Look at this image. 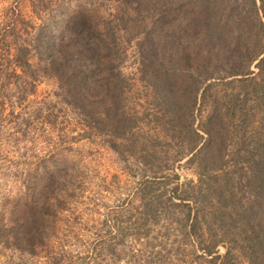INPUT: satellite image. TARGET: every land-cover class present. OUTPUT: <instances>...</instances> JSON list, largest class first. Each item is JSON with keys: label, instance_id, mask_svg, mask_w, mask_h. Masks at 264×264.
Segmentation results:
<instances>
[{"label": "trees", "instance_id": "obj_1", "mask_svg": "<svg viewBox=\"0 0 264 264\" xmlns=\"http://www.w3.org/2000/svg\"><path fill=\"white\" fill-rule=\"evenodd\" d=\"M46 1L34 0V6L48 14ZM108 1L114 3L112 12L98 15L79 6L55 32L42 19L19 33V11L9 8L0 20V78L13 77L18 102L40 75L54 78V93L112 139L132 131L137 118L147 117L156 136L177 143L176 160L188 155L185 162L195 167L200 180L189 190L171 186L176 200L170 202L183 211L181 227L186 225L199 243L201 230L212 235V220L201 223L198 216V205L212 199L218 227L227 216L241 232L226 239L213 235L200 244L207 261L238 264L237 253L246 264H264V0ZM136 18L141 21L137 66L129 76L119 68L123 55L117 31ZM32 51L34 63L29 61ZM138 94L144 101L138 102L140 110L125 107V99ZM148 140L155 138L137 140L130 151L154 174L153 166L161 169L162 163L155 162L160 156ZM226 154L233 165L240 162L246 169L245 175L237 173L236 190L228 182L237 167L223 168ZM243 185L253 190L244 199L237 193ZM142 187L145 197L151 186L143 182ZM189 197L195 206L188 204ZM155 204L144 198L143 210L149 212ZM23 206L10 210L4 243L32 252L44 243L40 210L33 202Z\"/></svg>", "mask_w": 264, "mask_h": 264}, {"label": "rangeland", "instance_id": "obj_2", "mask_svg": "<svg viewBox=\"0 0 264 264\" xmlns=\"http://www.w3.org/2000/svg\"><path fill=\"white\" fill-rule=\"evenodd\" d=\"M46 2L48 14L34 6V0H0V20L15 6L19 11V33L31 30L42 19L46 28L55 32L79 6L98 15L112 12L115 7L108 0ZM140 26L136 18L117 31L123 55L119 68L129 76L137 66L135 41ZM129 34L126 40L124 36ZM36 59L32 51L29 61L34 63ZM5 80L0 78V264H210L200 244L213 235H225L224 239L241 235L225 215L218 227L219 217H212L217 203L212 199L197 204L201 223L212 220V235L201 230L203 241L199 243L186 231V225L185 229L181 227L183 211L170 202L176 200L171 186L177 183L189 190L200 180L195 167L185 162L188 155L176 160L177 143L163 135L156 136L147 117L137 118L132 131L112 139L54 93V78L40 75L32 91L19 102L13 77ZM138 102H144L140 94L126 98L125 107L140 110ZM149 137L155 138L148 142L155 144L160 156L155 162L162 163L161 169L153 166L154 174L130 151L137 140ZM225 158L223 168L237 167L228 182L230 189L236 190L237 173L245 175V166L240 162L233 165L227 154ZM171 162L170 168H164ZM143 182L151 186L145 197ZM252 192L243 185L237 193L244 199ZM144 198L152 200L156 207L144 211ZM189 200L188 204L195 206L190 197ZM25 202L35 203L40 210L44 243L37 244L32 252L11 241L4 243L7 225L3 228V224L10 222V210L24 207ZM216 248L219 253L224 251L222 244ZM234 260L246 264L237 253Z\"/></svg>", "mask_w": 264, "mask_h": 264}]
</instances>
